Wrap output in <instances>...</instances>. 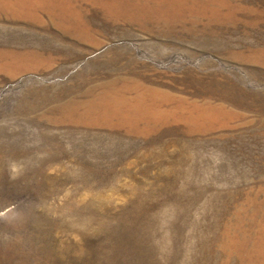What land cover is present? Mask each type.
<instances>
[{"label": "rangeland", "instance_id": "1", "mask_svg": "<svg viewBox=\"0 0 264 264\" xmlns=\"http://www.w3.org/2000/svg\"><path fill=\"white\" fill-rule=\"evenodd\" d=\"M138 1L0 0V264H264V0L171 33ZM114 80L209 115L66 116Z\"/></svg>", "mask_w": 264, "mask_h": 264}, {"label": "bare ground", "instance_id": "2", "mask_svg": "<svg viewBox=\"0 0 264 264\" xmlns=\"http://www.w3.org/2000/svg\"><path fill=\"white\" fill-rule=\"evenodd\" d=\"M138 3H141H136L135 5L138 10L131 9L134 5L130 2L119 3L118 5H114L117 9H113L112 6L111 9L117 14L121 12L123 14L130 13L133 10V15L138 16L136 19L144 22V28L151 29L150 27H152L161 33L162 31L175 32L180 28L184 20L189 17H192L194 20L197 16L201 15L202 12L198 9L202 6L204 7V4L201 6L199 0H139ZM10 4L12 2L9 4L4 2L3 6L9 8L12 6ZM19 4L21 5V1ZM23 4L26 5L27 1H23ZM76 32L78 33L77 35H81V32L84 34L81 28H77ZM259 54L261 55V52ZM119 82V80L107 82L102 85L100 92L97 91L99 93H95L94 91L95 95L91 99L74 102L71 106L64 107V113L68 118L73 116L74 113L87 119L97 117V120L98 118L101 119L105 125L111 122L115 127L119 125V127L131 128V130L136 131L154 129L162 121H196L207 118L206 116L209 115L208 110L204 113H199L196 109L188 111L162 109L160 105L152 102L148 103L143 94L131 96V88L126 87L124 89V87H118ZM79 104L82 109L81 113ZM79 120H82V118H79ZM116 121L118 124L115 123ZM141 122L146 123L147 126L145 125L144 128L139 129V123Z\"/></svg>", "mask_w": 264, "mask_h": 264}]
</instances>
